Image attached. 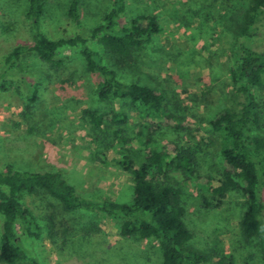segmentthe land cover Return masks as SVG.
I'll return each mask as SVG.
<instances>
[{
	"label": "rangeland",
	"instance_id": "374dc122",
	"mask_svg": "<svg viewBox=\"0 0 264 264\" xmlns=\"http://www.w3.org/2000/svg\"><path fill=\"white\" fill-rule=\"evenodd\" d=\"M28 1L0 0V71L5 57L16 46L34 42V31L26 18ZM71 1L48 0L44 24L48 37L68 38L76 33L67 15ZM79 1L84 28L98 25L113 3ZM126 1L122 25L141 15H153L162 31L125 64L111 63L103 47L94 48L123 80L162 92L177 122L192 128L180 134L163 128L153 144L160 149L178 140L197 152V177L189 172L171 177L183 192L185 222L193 234L190 246L207 253L210 264L222 258L229 264H264L258 241L246 239L240 229L247 200L240 193H230L219 203L205 180H198H217L222 170L221 156L208 145L210 121L221 110L235 105L230 82L231 54L239 41L236 28L247 0ZM58 59L65 61V67L55 71L28 53L5 78L4 89L0 80V170L13 165L20 170L60 171L92 199L131 203L133 180L117 164L122 150L114 132L122 129L126 136L133 137L134 127L141 122L139 114L126 102H102L97 98L93 91L97 77L86 71L79 49H63ZM21 78L39 83V99L33 105L27 102ZM257 101L261 126L255 133L264 136V90H258ZM84 110L113 111L126 115L127 122L95 128ZM131 156L138 166L144 160L138 148ZM23 201L40 219L44 235L36 241L20 229V241L28 254L42 264H161L157 243L123 239L116 222L96 214L67 215L70 221L63 227L76 230V237L66 244L61 238L51 241L44 218L47 210L54 212L52 202L50 205L49 201L29 196Z\"/></svg>",
	"mask_w": 264,
	"mask_h": 264
},
{
	"label": "trees",
	"instance_id": "16d2710c",
	"mask_svg": "<svg viewBox=\"0 0 264 264\" xmlns=\"http://www.w3.org/2000/svg\"><path fill=\"white\" fill-rule=\"evenodd\" d=\"M126 3V0H113L98 25L84 28L80 1L72 0L67 15L77 28L76 33L68 38L52 39L44 29L48 0H29L26 18L34 31V42L18 45L8 53L0 80L4 89L5 78L28 53L58 71L65 67V61L58 59L60 51L79 49L86 71L97 77L93 85L97 98L102 102H126L140 116L141 122L134 127L133 137L126 136L122 129L114 132L122 150V159L117 164L132 176V201L92 199L60 171L20 170L7 165L0 170V264H42L28 254L20 241V229L36 241L42 240L44 235L40 219L23 201L25 196L49 201L50 205L52 202L54 212L47 210L44 218L51 241L61 238L66 244L76 237V230L63 227L70 221L67 215L91 213L116 222L123 239L157 243L161 264H210L207 253L190 246L193 234L185 222L183 192L171 178L172 175L184 176L186 172L197 177V152L178 140L160 149L153 145L155 136L163 128L178 134L189 133L192 128L177 122L162 92L123 80L111 64L131 62L134 54L151 45L162 31L153 15H141L122 25ZM236 31L239 41L232 50L230 69L235 105L221 110L210 121L208 145L221 156L222 170L217 180L202 177L198 180H205L204 184L219 203L230 193H240L247 200L248 209L240 221V229L246 239L258 241L264 258V136L255 133L261 126L257 92L264 90V0H247ZM94 45L104 48L111 63ZM21 81L26 86L27 102L35 104L39 99L38 81L28 82L24 78ZM83 113L95 128L127 122L126 115L113 111L84 110ZM135 148L144 154L139 166L131 156ZM215 264H229V261L222 258Z\"/></svg>",
	"mask_w": 264,
	"mask_h": 264
}]
</instances>
